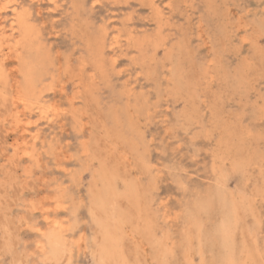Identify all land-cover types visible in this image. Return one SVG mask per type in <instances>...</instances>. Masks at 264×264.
I'll list each match as a JSON object with an SVG mask.
<instances>
[{"label": "rangeland", "instance_id": "1", "mask_svg": "<svg viewBox=\"0 0 264 264\" xmlns=\"http://www.w3.org/2000/svg\"><path fill=\"white\" fill-rule=\"evenodd\" d=\"M96 1L0 0V264H99L100 192L116 264L223 262L197 242L217 192L235 264H264V0ZM23 64L42 74L31 112L11 104ZM52 227L67 240L57 263Z\"/></svg>", "mask_w": 264, "mask_h": 264}, {"label": "bare ground", "instance_id": "2", "mask_svg": "<svg viewBox=\"0 0 264 264\" xmlns=\"http://www.w3.org/2000/svg\"><path fill=\"white\" fill-rule=\"evenodd\" d=\"M51 1V0H50ZM142 1V0H141ZM148 1V0H147ZM152 1V0H151ZM15 2V1H14ZM93 2V1H92ZM95 2H97L96 0H95ZM139 2H140V0H139ZM145 2V1H144ZM9 3H11V2H9ZM141 3V2H140ZM1 4V3H0ZM3 4V3H2ZM2 4H1V6H2ZM142 4H144V3H142ZM3 5H6V4H3ZM155 6V5H154ZM6 7V6H5ZM24 7V6H23ZM156 7V6H155ZM7 9V8H6ZM19 9V8H18ZM25 9V11H26V8H24ZM16 10V9H15ZM20 10H22V9H20ZM18 11V10H17ZM155 11V10H154ZM24 12V11H23ZM17 13L18 14V22H19V26H20V24H21V27H23V31L24 32H27L28 31V24H29V22L30 21H27L28 22V24H27V22H26V16H25V14L24 13ZM156 12V11H155ZM29 14V13H28ZM27 14V15H28ZM17 16V15H16ZM15 17V16H14ZM5 18V17H4ZM16 18V17H15ZM16 20V19H15ZM14 20V21H15ZM11 22H13V21H11ZM11 22H9V23H11ZM13 23H15V22H13ZM12 24V23H11ZM16 24V25H17ZM31 24H32V22H31ZM31 24H29V29H30V27L32 28V26H31ZM8 25V24H7ZM3 26H4V24H3ZM10 27V26H9ZM4 28V27H3ZM14 28V27H13ZM19 28V27H18ZM34 28V27H33ZM1 30H2V28H0ZM20 29V28H19ZM18 29V31H20ZM35 29V28H34ZM0 30V31H1ZM4 32V31H3ZM2 32V33H3ZM12 32V31H11ZM10 32V33H11ZM31 32H32V30H31ZM36 32V31H35ZM1 33V32H0ZM34 33V32H33ZM33 33H32V36H33ZM5 34V33H4ZM13 34V33H12ZM30 34V33H29ZM35 34V33H34ZM99 34V33H98ZM119 34V33H118ZM22 34H20V35H18V36H21ZM129 35V34H128ZM130 35H131V33H130ZM29 36V35H28ZM11 37V36H10ZM22 37H23V35H22ZM35 37V36H34ZM117 37V36H116ZM118 37H119V35H118ZM126 37V36H125ZM12 38H13V36H12ZM15 38V37H14ZM17 38V37H16ZM26 38H27V36H26ZM33 38V37H32ZM102 38H103V36H102ZM114 38V37H113ZM18 39V38H17ZM16 39V40H17ZM29 39H30V37H29ZM34 39V38H33ZM100 39V38H99ZM127 39V38H126ZM132 39V38H131ZM4 40V39H3ZM10 40V39H9ZM18 40H20V39H18ZM32 40V39H31ZM115 40H117V39H115ZM141 40V39H140ZM2 41V40H1ZM7 41V40H6ZM5 41V42H6ZM26 41V40H25ZM24 41V42H25ZM10 42V41H9ZM101 42V41H100ZM132 42V41H131ZM143 42H144V39H143ZM14 43V42H13ZM22 42H20V44H21ZM29 42H27L26 44H28ZM117 43V42H116ZM133 43V42H132ZM131 43V44H132ZM137 43H138V41H137ZM29 44H31V43H29ZM28 44V45H29ZM120 44V43H119ZM140 44V43H139ZM138 44V45H139ZM2 45H3V43H2ZM15 45H18V44H16L15 43ZM15 45H13V46H15ZM18 46H20V48H21V45H18ZM30 46V45H29ZM33 46V45H32ZM28 47V46H27ZM26 47V48H27ZM31 47V46H30ZM36 46H34V48H35ZM136 47V46H135ZM1 48V47H0ZM37 48L38 47H36V50H37ZM142 48V47H141ZM9 50H10V48H8ZM24 49V48H23ZM28 49V48H27ZM26 49V50H27ZM12 50V49H11ZM16 50H17V48H16ZM25 50V51H26ZM5 51V50H4ZM17 52V51H16ZM31 52V51H30ZM0 53H1V51H0ZM19 53V52H18ZM18 53H17V56H18ZM26 53V52H25ZM5 54V53H4ZM12 54V53H11ZM27 54H28V52H27ZM6 56V55H5ZM4 56V57H5ZM36 56V55H35ZM9 57V56H8ZM13 57H14V55H13ZM21 57H22V54H21ZM11 58V57H10ZM26 59V58H25ZM5 61V60H4ZM26 61H27V59H26ZM1 62V61H0ZM6 62V61H5ZM11 62V61H10ZM7 63V62H6ZM18 62L16 61V64H17ZM4 64V63H3ZM6 65V64H5ZM10 65V64H9ZM19 65V64H18ZM26 65H28V64H26ZM25 65V66H26ZM31 64H29V66H30ZM1 66H3V65H1ZM20 66V65H19ZM24 66V64L22 65V68H21V72H22V74L24 75V77H23V83H22V85L17 89V94L18 95H16V96H13L14 97V99H13V103H11V104H15V105H21L22 106V108H23V110L24 109H26V110H33V101H34V98H37V92L35 91V89L37 88L36 86H38L40 83H41V72H39L38 71V69L36 70V68H35V70L36 71H32V70H34V68L31 70V69H28V71H27V68ZM34 67V66H33ZM11 68H13V66L11 67ZM17 68V67H16ZM18 70V69H17ZM3 71H5L4 69H3ZM7 73H8V71H7ZM17 73H18V71H17ZM16 73V74H17ZM0 74H1V72H0ZM18 75H19V73H18ZM20 75H21V73H20ZM9 76V75H8ZM4 77H5V74H4ZM17 78V77H16ZM4 80H5V78H3ZM17 80V79H16ZM19 80V79H18ZM18 82V81H17ZM17 82H15L16 84V86H17ZM20 83V82H19ZM18 87V86H17ZM16 87V88H17ZM50 88V87H49ZM39 90V89H38ZM44 91V90H43ZM39 92L40 91H38V95H39ZM41 94V93H40ZM40 102V101H39ZM37 103V102H36ZM39 105V104H38ZM41 105H42V102H41ZM14 106V105H13ZM16 106V107H17ZM37 106V105H36ZM35 107V106H34ZM38 107V106H37ZM141 108V107H140ZM17 109V108H16ZM40 109V108H39ZM38 109V110H39ZM50 109H51V107H50ZM138 109H139V107H138ZM142 109V108H141ZM36 110V109H35ZM37 110V111H38ZM42 111H43V109H41ZM40 110V111H41ZM47 110V109H46ZM55 110H56V108H55ZM58 110V109H57ZM60 110V109H59ZM64 110V109H63ZM34 111V110H33ZM45 111V110H44ZM43 111V112H44ZM54 111V110H53ZM149 111V110H148ZM151 111V110H150ZM150 111H149V113H150ZM31 112V111H30ZM29 114H31V113H29ZM42 114V113H41ZM44 114V113H43ZM47 114V113H46ZM148 114V113H147ZM151 114V113H150ZM48 115V114H47ZM146 115V114H145ZM151 116H152V114H151ZM187 117H189V116H187ZM17 118V117H16ZM186 118V117H185ZM190 118H191V116H190ZM49 119V118H48ZM187 119V118H186ZM192 119V118H191ZM188 121H189V118H188ZM138 123V122H137ZM136 124V123H135ZM188 125H190V124H188ZM133 127V126H132ZM37 134V133H36ZM249 135H251V136H253L252 134H250V133H248ZM250 136V137H251ZM37 138V137H36ZM39 138V137H38ZM34 139H35V136H34ZM36 140V139H35ZM38 140V139H37ZM142 147V146H141ZM20 149V148H19ZM17 151H18V149H17ZM147 151V150H146ZM15 152V151H14ZM23 152V151H22ZM27 152V151H26ZM27 154V153H26ZM23 155H24V153H23ZM20 156V155H19ZM193 157V156H192ZM214 157V156H213ZM126 158V157H125ZM140 159V158H139ZM144 163V162H143ZM160 171V170H159ZM158 171V172H159ZM233 171V170H232ZM236 171V170H235ZM71 172H73V171H71ZM234 172V171H233ZM232 172V173H233ZM237 172V171H236ZM240 172V171H239ZM240 173H242V172H240ZM244 173H246V172H244ZM243 173V174H244ZM71 175V174H70ZM75 176H76V174H75ZM105 176V175H104ZM242 176L243 175H241L240 177L242 178ZM98 178V177H97ZM104 178V177H103ZM240 178V179H241ZM243 178H244V176H243ZM248 178V177H247ZM74 180V179H73ZM100 180V179H99ZM105 180V179H104ZM242 180V179H241ZM77 181V180H76ZM78 181H79V179H78ZM101 181V180H100ZM244 182H245V179L243 180ZM242 181V182H243ZM104 182V181H103ZM106 182H107V179H106ZM106 182H104V183H106ZM244 182H243V185H244ZM248 182V181H247ZM264 182V181H263ZM73 183V182H72ZM78 183V182H77ZM76 184V183H75ZM242 184V183H241ZM246 184V183H245ZM77 185V184H76ZM79 185V184H78ZM107 185V184H106ZM109 185V184H108ZM107 185V186H108ZM247 185V184H246ZM73 186V185H72ZM264 186V185H263ZM77 186H75V188H76ZM73 188V187H72ZM105 188L106 187H104V190H105ZM128 188V187H127ZM244 188H246V187H244ZM74 189V188H73ZM109 189V187L107 188V190ZM248 189V188H247ZM243 190H245V189H243ZM106 191V190H105ZM110 191V190H109ZM126 191V190H125ZM111 192H113V191H111ZM257 192V191H256ZM61 193H62V191H61ZM60 193V194H61ZM72 193V192H71ZM107 193V192H106ZM106 193L105 192H100V193H96L94 196H93V198H94V200L92 201L93 202V205H95L94 206V208H93V211H92V213L95 215V219H96V221H97V224H98V226L101 228V232H102V238H103V242H102V244H101V246H100V254L101 255H99V258L100 259H98L97 260V262H99V264H105L106 262L109 264V263H111V264H116V261H118V259L120 258L119 257V251H117V245H118V242H119V240H118V230H119V228H118V226H116L115 225V223L113 222L114 221V219H113V214H111L112 213V205L110 206L109 204H112V203H114L113 201H108L107 200V198H106ZM126 193V192H125ZM128 193V192H127ZM252 193V192H251ZM260 193H261V191H260ZM263 193V192H262ZM261 193V194H262ZM108 194V193H107ZM111 194V193H110ZM260 194V195H261ZM109 195V194H108ZM239 195V194H238ZM264 195V194H263ZM61 196V195H60ZM217 197V199L215 200L216 201V211H217V216H218V218H217V221L213 224V226H212V229H211V233H210V231H209V233H206L205 232V226L204 225H198L199 227V229H197L198 231H199V235L197 236V242H198V244L199 245H202L203 246V248H205L206 250H208V249H210L211 248V246L212 247H217L218 249H219V252H218V258L220 259V260H223V262H214L213 264H235V263H237V261H236V258H235V249H237V247L238 246H235V244H234V237H233V232H234V223H233V220H232V207L231 206H228L224 201H222L223 200V198H222V200H221V195H219L218 194V192H217V195H216ZM235 196V195H234ZM112 197H114V196H112ZM106 198V199H105ZM109 199V198H108ZM114 199V198H113ZM237 199H238V197H237ZM246 199V198H245ZM245 199H243L244 201H245ZM106 200H107V202H106ZM111 200V199H110ZM114 201H115V199H114ZM229 202H230V200H229ZM236 203V202H235ZM244 203V202H243ZM116 204V203H115ZM196 204V203H195ZM204 204V203H203ZM202 204V205H203ZM61 205V204H60ZM199 205V204H198ZM241 205V204H240ZM64 206V205H63ZM110 206V207H109ZM196 206H197V204H196ZM34 207V206H33ZM92 207V206H91ZM202 207V206H201ZM57 208H59V207H57ZM205 208V207H204ZM238 208V207H237ZM56 209V208H55ZM63 209H64V207H63ZM116 209V208H115ZM196 209V208H195ZM201 208L199 207V210H200ZM44 210V209H43ZM48 210V209H47ZM114 210V209H113ZM245 210V209H244ZM204 211V210H203ZM207 211V210H206ZM195 212V214L194 215H192V213H191V215L193 216V218H191L192 219V222H193V224H195L196 223V221H195V216H196V211H194ZM199 213V212H198ZM103 214L104 215H107L106 216V218L103 216ZM170 214V213H169ZM169 214H167V215H169ZM254 214V213H253ZM118 215H119V213H118ZM244 215V214H243ZM246 215V214H245ZM116 216V215H115ZM122 216H124V215H122ZM121 216V217H122ZM181 216V215H180ZM92 217V216H91ZM237 217V216H236ZM50 218V217H49ZM49 218H47V219H49ZM77 218V217H76ZM166 218V217H165ZM169 218V217H168ZM248 218V217H247ZM246 218V219H247ZM121 219V218H120ZM174 219V218H173ZM181 219H182V217H181ZM260 219V218H259ZM259 219H258V221H259ZM58 220V219H57ZM57 220H56V223H57ZM115 220H116V218H115ZM119 220V219H118ZM123 219H121V221H122ZM250 220V219H249ZM120 221V220H119ZM239 222V221H237V220H234V222ZM261 221V220H260ZM150 222V221H149ZM181 222V221H180ZM235 222V223H236ZM247 222V221H246ZM80 223V222H79ZM118 223V222H117ZM124 223V222H123ZM122 223V224H123ZM59 224H60V222H59ZM76 224H78V223H76ZM180 224V223H179ZM261 224V223H260ZM47 225V224H46ZM50 225H51V223H50ZM53 225V224H52ZM63 225V224H62ZM65 225V224H64ZM236 225H237V223H236ZM57 226H58V223H57ZM179 226V225H178ZM255 226V225H254ZM260 226V225H259ZM53 227H55L54 225H53ZM53 227H52V231H48V232H46V234H45V244H44V246L46 245V248H47V253L45 254L46 256H47V254H48V258L49 259H51L52 261H53V263H57L59 260H61L62 259V257L64 256V253H65V241L67 242V240H65L64 241V238H63V232H61V230H63V229H59V228H61V226H59V228H56V229H53ZM97 227V226H96ZM99 228V229H100ZM256 228V227H255ZM260 228V227H259ZM48 229V228H47ZM66 229V228H65ZM151 229V228H150ZM262 229V228H261ZM49 230H51V229H49ZM46 231V230H45ZM44 231V232H45ZM72 232H73V230H71ZM98 232V231H97ZM255 233H257V232H255ZM42 234H44L43 232H42ZM245 234V233H244ZM259 234V233H258ZM41 235V234H40ZM181 235V234H180ZM236 235V234H235ZM239 235H241L240 233H239ZM257 235V234H256ZM43 236V235H42ZM83 236V235H82ZM82 236H80V238L82 237ZM182 237V236H181ZM79 238V237H78ZM77 238V239H78ZM183 238V237H182ZM43 239V240H44ZM83 239V238H82ZM85 239V238H84ZM240 240V239H239ZM238 240V241H239ZM181 241V240H180ZM39 241H37V243H38ZM41 242H42V239H41ZM77 242H78V240H77ZM36 243V244H37ZM75 243H76V241H75ZM240 243V242H239ZM238 243V244H239ZM120 244V243H119ZM208 244V245H207ZM41 245H43L42 243H41ZM76 245H77V243H76ZM237 245V244H236ZM240 245V244H239ZM97 246H99V245H97ZM170 246V245H169ZM257 246H259V245H257ZM200 247V246H199ZM198 247V248H199ZM244 247H245V245H244ZM251 247V246H250ZM256 247V246H255ZM254 247V248H255ZM69 248V247H68ZM73 248V247H72ZM97 248V247H96ZM258 247H256V249H257ZM99 249V248H98ZM256 249H254V250H256ZM264 249V248H263ZM71 250V249H70ZM75 250V249H74ZM211 250V249H210ZM241 250V249H240ZM245 250H247V249H245ZM258 250V249H257ZM261 250V249H260ZM32 251H33V249H32ZM42 251H44V250H42ZM97 251V250H96ZM99 251V250H98ZM44 252H46V251H44ZM75 252V251H74ZM73 252V253H74ZM82 252V251H81ZM211 252H212V250H211ZM72 253V252H71ZM254 253V252H253ZM261 253V252H260ZM76 254H78V253H76ZM201 254V253H200ZM242 254V253H241ZM67 255H68V252H67ZM252 255V254H251ZM262 255V254H261ZM45 256V258H47ZM201 256V255H200ZM242 256V255H241ZM252 256H254V254L252 255ZM170 257V256H169ZM259 257V256H258ZM261 257V256H260ZM44 258V257H43ZM45 258H44V260H45ZM47 258V259H48ZM80 258H81V256H80ZM238 258V257H237ZM241 259L243 258V257H240ZM248 258H250V256H248ZM66 259H67V257H66ZM78 259H79V257H78ZM260 259V258H259ZM262 259V258H261ZM64 260V259H63ZM166 260V259H165ZM74 261V260H73ZM80 261V260H79ZM78 261V262H79ZM95 261H96V259H95ZM247 261H248V259H247ZM71 262V261H70ZM69 262V263H70ZM81 262V261H80ZM264 262V261H263ZM42 263V262H41ZM62 264H64V261H63V263Z\"/></svg>", "mask_w": 264, "mask_h": 264}]
</instances>
